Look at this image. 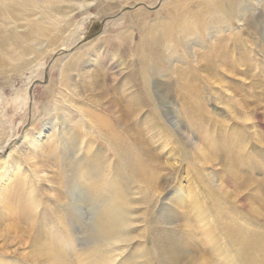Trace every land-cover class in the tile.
I'll use <instances>...</instances> for the list:
<instances>
[{
	"label": "rangeland",
	"instance_id": "1",
	"mask_svg": "<svg viewBox=\"0 0 264 264\" xmlns=\"http://www.w3.org/2000/svg\"><path fill=\"white\" fill-rule=\"evenodd\" d=\"M60 1L59 9L62 12L58 18L63 21L59 26L63 30L61 33L52 27V19H55L57 14L44 8V0L38 5H29L26 11L18 10L12 16L7 15V20H4L5 15L0 13V25L5 21L4 25L6 24L7 27L4 30L5 38L16 34L22 37L23 45H26V40H30L31 36L36 37L35 33L34 35L31 33V21L38 22L49 29L44 36L41 30V37L38 38L41 40L39 50L43 54L40 59L45 58L48 53L51 54L44 61L37 60L30 72L28 69L15 70L19 66L18 61L13 63L14 67L13 65L3 69L0 67V166L3 165L0 174H6L4 177L7 183L10 182L12 193L23 186L35 187L29 192V189H24V196H17L15 202L19 210L22 199L25 200L28 208L33 202H37L39 212L33 211V215L37 214L35 216L39 222L44 221L42 235L47 237L48 241L56 243L59 248L65 249L62 247L63 239H70L73 235L77 239L76 245L79 244L78 248L75 246L76 251H80L81 247L85 249L88 245L98 247L100 242L92 236L91 232L95 224L96 209L89 203L85 190L79 187L74 189L71 197L74 198L77 207L70 217L66 216L63 220L57 221L53 212L46 207V202L51 201L54 211L61 218L60 208L53 205L54 198L45 193L50 189L48 183L36 181L32 173H27L30 171L25 169L24 164L18 168L12 164L15 160L25 162L24 155L32 153L31 149H24L22 142L24 135L32 129L33 125H37L38 129L43 128L45 124L48 125L43 130L45 132L43 140L46 142L53 125L52 119L56 118L58 123L63 124L64 121L69 123L68 119L71 121L74 119L70 126L73 133L80 134L78 145H81V148L77 146L75 150L73 149L74 152H71L68 161L73 164V167L67 169V175L82 178L90 170L92 176L89 178L91 184L89 180L87 181L89 186L98 188L105 194L113 192L112 179L117 171L116 162L119 158L108 145L103 146L105 143L102 140H95L94 136H89L90 134L85 132V125L86 128L90 126L89 116H84V122L79 115L81 111L77 110L80 106V110L100 113L109 120L112 127H116L114 126L116 116L114 117L111 112L103 109L102 106H96L89 100L90 98L88 99L91 92L85 87L87 81L84 80L83 74L88 72L92 74L93 70L104 71L105 74L98 79L105 84L102 86L100 82L99 86H101L96 91L102 92L106 90V87L108 90V87L115 89L117 97L121 99L119 108L125 112V107L128 105L127 95L135 92L134 81L139 78V62L135 50L136 44L141 39H139V31L137 29L134 31L135 27L131 23H123L125 20H122V16L142 8L148 13L149 17L146 21L148 25L157 24L158 21L172 23V17H175L180 25L185 21L191 22L194 25L192 26L194 35L190 39L189 47L173 43V39V46L171 45L167 50L169 43L159 42L162 46L160 54L163 55H160V58L163 59V63L166 62L163 64V68L167 69L164 77L166 76L168 83H164L165 79H163L159 85H151L149 91L144 90V94L158 95L161 103L163 102L162 108L161 106L157 108L153 99H150L146 102L147 108L139 113L140 121L136 118V112L132 113L129 119L127 117L155 154L154 158L161 162L157 165L151 164L152 167L155 166L154 175L161 177L162 182H166L168 178L172 180L161 193L159 203H151L147 206L140 194V185L138 186V183L128 175L127 170H122L125 184L118 185L117 191H119L115 190V192L118 196L127 195L134 202L132 209L126 208L128 212L131 210L133 219L136 218L134 222L136 225L131 232L139 237L129 244L118 245L122 249L115 264H127L130 258L136 260L138 264H163L150 236L153 221L157 220L165 208L171 210L183 226L178 229L169 227L179 241L185 243L187 248L194 251L197 256H206L211 264H264V0H237L239 4L230 7L231 11L224 6V9L222 8L224 12L222 10L220 13L215 12V16L208 9L215 0H150L149 3H139L133 7L123 8L119 5L122 0ZM223 1L220 0L219 5H223ZM167 4H170L168 8L161 11ZM226 10H228L227 13ZM67 21H73V24L65 27ZM172 28L174 31L175 24ZM166 29L168 32L169 25ZM144 32L148 33V29L146 28ZM130 34L132 37L129 36ZM213 41L223 43L225 55L223 61H220L212 45ZM66 43L69 45H64ZM7 44L6 53L15 57L14 47H11L9 42ZM93 48L100 49L101 52L99 57L96 56L97 59L101 58L97 66H95L97 59L92 56L95 51ZM54 49H56L54 53L50 52ZM82 50L87 53L79 58L76 55L82 53ZM201 56L203 60L200 59ZM89 57L95 61L87 62ZM34 59V55L27 56V60ZM74 59L80 70L79 72L76 68L71 70L70 83L67 87H62L60 86V69L68 62L72 60L74 62ZM171 69L179 70L183 74L179 76ZM183 84L185 87H182ZM72 85L77 86L79 90L77 95L71 92ZM60 94L64 97L62 95L60 97ZM111 97L112 95L108 94L107 99ZM47 98L50 106L59 103L62 108L68 110L69 116L55 115L52 107L45 115L47 111L43 110L42 104ZM173 122L183 124V134L181 130L175 132L176 129L174 130L171 125ZM82 125L83 130H81ZM82 131L87 137H81ZM184 134L194 137L196 143L208 153L210 158H218L214 159V162L197 159L192 152L194 151L192 146L182 136ZM118 139L119 142L124 141L127 144L131 142L127 136H121V139ZM224 139L226 142H223ZM49 143L52 145L54 138L47 140L46 144L50 145ZM99 147H102L100 154ZM60 148L53 154L59 155V151L62 153ZM228 152L232 153L229 154V158L234 166L233 170L245 177L246 182L242 181L240 184L220 162V159L228 155ZM68 154L66 151L65 155L68 156ZM63 156L61 154L54 157L59 158L58 165L66 166V162L62 161L65 158ZM98 160L102 166L104 165V169H101L102 166ZM50 166H52L51 163ZM54 171L62 180H65L66 174L61 169L55 166ZM211 177L218 182L226 180L230 191H235L236 188L242 191L240 202L223 200L218 196L214 192L215 188L213 189L209 183ZM30 179L33 182H30ZM82 183H84L83 180L79 184ZM251 206L259 209L257 211L260 214L251 210ZM80 209L82 211H79ZM148 210L151 213H147ZM5 212V208L0 204V216L4 217ZM68 218L72 219L68 220ZM78 218L82 221H77ZM185 225L189 227L188 230L184 228ZM145 228H147L146 232ZM144 236L148 239L145 240ZM98 255L92 256L90 263L84 260L85 256H74L72 260L76 264H111L103 256L102 259L101 254ZM1 259L0 257L2 263L24 264L25 262L18 255L10 254L9 251L6 257Z\"/></svg>",
	"mask_w": 264,
	"mask_h": 264
},
{
	"label": "bare ground",
	"instance_id": "2",
	"mask_svg": "<svg viewBox=\"0 0 264 264\" xmlns=\"http://www.w3.org/2000/svg\"><path fill=\"white\" fill-rule=\"evenodd\" d=\"M41 1L42 0H0V13L4 14L5 17L3 19L7 20V18H8L7 15L12 16L18 10H21L23 12L26 8H28L29 5H38ZM99 1L104 2L105 0H99ZM149 1L150 0H122V2H120L119 5L121 6V8L128 7V6L133 7L134 5H137L139 3H149ZM214 2H213L214 4H212L210 2L211 4L209 5V8H208L209 11L213 12V14L215 12L220 13L222 8L224 9V6H227L228 8H230V7H234L235 4H239V2L237 0H224L223 5L220 4L221 6L219 5L220 0H215ZM221 2H222V0H221ZM60 4H61L60 0H44V2H43V5H45V7H44L45 9L52 11L53 13L57 14V16L55 15V17H56L55 19H52V18L51 19L53 21L52 27L54 28V30L58 31L59 33H61L63 31L59 27L61 22H63L62 20H59V18H58V16H61L60 13L62 12V10L59 9V8H61V6H59ZM169 5L170 4L164 5L162 7L161 11H164L166 8H168ZM151 6H154V5H151ZM240 6H241V4H240ZM109 7H111V6H109ZM175 9H176V7H175ZM231 9L232 8H230L229 11H231ZM222 11L224 12V10H222ZM227 11L228 10H226V13H227ZM180 15H181V12H180ZM187 16L188 15H186V17ZM214 16H215V14H214ZM226 16H228V15H226ZM148 17L149 16H148L147 11L145 9H142V8L137 9L136 11H133L130 13H126L124 16H122V20H125L123 23L124 24L126 22L131 23V25H133L135 27L134 31H136V29H137V31H139L138 32L139 33V39H141V41L138 44H136L137 48L135 50L137 58H138V62H139V64H138V69L140 70V72L138 73L139 78L134 81L133 86L135 88V90H134L135 92H130L129 95H127L128 96L127 97L128 98L127 99L128 105L125 107V112H123V110H121L119 108L121 99L118 98L119 96L117 97V91L115 89L108 87L109 88V90H108L106 87V90L108 92L106 90H102V92H98V90L96 91L97 88H99L101 85L104 86V84H105V83L103 84L98 79V77H101L102 74H105V73H103L104 71L93 70L92 74H89V72L83 74L84 80H86L88 82V83L86 82V84L84 83L85 87H86V89H88L89 92H91L90 97H88V99L90 98L89 100L93 104H95L96 106H102L103 109H106L108 112H111L114 117L116 116L114 118V126H116V127H112L109 120L106 119L105 117L101 116L100 113H96L93 111H87L86 112V111L80 110V106H79V109L77 110L78 112L81 111V113H79V115L82 117L83 121H84L83 118L85 115L89 116L88 117L89 119L88 118L87 119H88V121H90V124H89L90 126H87L89 128L88 129V128H86V125H85V127H84L85 132H88L90 134L89 136H94L95 140H98V139L102 140L105 143V145H103V144L102 145L105 147L108 145V147L113 152H115L114 153L115 156L120 159V160L117 159V162H116L117 163L116 164V170L117 171H115V174H114L115 176L112 179L113 192L111 191L112 190L111 189V190H108V191H111V193L105 194L104 191H102V190L100 191L98 188H95L91 185L89 186L87 184V181L92 176L90 170L88 171V173L83 175L82 178L80 176L73 177L69 174L67 175V173H68L67 169L69 170L70 168L73 167V164H71V162L68 161L69 156H71V152H74L73 149L75 150L77 148V146H79L78 145L79 144V138L78 137L80 136V134L73 133L72 126H70V124L73 122L74 119L72 121L70 119H68L69 123L64 121L65 122L64 124L60 123V122L58 123L56 118H54V120L52 119L53 125L49 131L50 136H48L46 138V142H47V140L54 138V143L52 145H51V143H49L50 145H47L46 142H44V140H43L44 139L43 138L44 133H45L43 130L45 127H48V125H46V124L43 125L42 126L43 128H41V129H38L37 125H33L32 129L28 130V132L24 135V139L22 142L24 149L25 150L31 149L32 153L31 154L30 153H26V154L24 153L25 155L23 154L25 162H19V161L15 160V161H13V164H12L13 166H16L17 168H18V166L21 167L22 164H24L25 169L30 171V172H27L25 170V172H27L28 174L32 173L33 178L36 179V181L46 183V184L48 183L50 189L48 192H45V193H48V195H50L51 197L54 198L52 200V201H54L53 205L55 204V206L60 208L61 218H59L58 215L56 214V211H54L55 209L52 206V204L50 203L51 201L46 202V207L49 210H51V212H53V216H54V218L57 219V221L63 220L66 216L70 217L73 214V210H75V208L77 207V203L73 200L74 198L72 199V197H71V193L74 192V189L76 187H79L82 190H85L86 193L88 194V197H89V200H88V201H90L89 203H91V205L94 206L96 209L95 224L93 226V229H91V232H92V236L96 237V239L100 242L98 247L95 245H92V246L88 245V246H86L85 249H82V247L80 246L81 247L80 251H76V250H74V249H76L75 246H77V248H78L79 244L76 245L75 242L77 241V239L74 237V235L73 236L71 235L72 237L70 239H68V238L63 239L62 242H64V244H62V243L61 244H62V247H65V249L59 248L56 243H52V242L48 241L47 237H44L42 235V232H41L42 228L44 227V221L39 222L37 216H35L37 214L33 215V211H36V213L39 212V204L37 202L32 201L33 203L31 205H29V208H28V205L26 206L25 200L22 199L23 201L22 202L20 201L21 203L19 204L20 205V210H19V207L15 202L18 195L24 196V194H23V192H25L24 189H27V190L29 189L28 190V192H29L31 190V188L33 191V189L35 187L26 188L23 186L16 192L14 190V192H15V194H14V192L12 193V188H10V185H9L10 182L7 183V180L4 177V174H5L4 173V174H0V204H2V206L6 210V212H5L6 215L4 217H3V215L0 216V257L2 259L4 257H6V253H7V251H9L10 254L18 255L19 257H21L22 260L25 261L24 264L25 263H27V264H76V262L74 263L73 262L74 260H72L73 259L72 257H74V256L75 257L76 256H79V257L85 256L84 260H86L87 263H90L92 261V256L97 257V256H99L98 254H101V257L103 256L106 260H109L111 264H115L117 262L119 256H120V250L122 249V247H118V245L129 244V243L133 242L134 240L138 239L137 237H139V236H134V234H132V232H131L134 225H136L134 223L136 218L133 219V216L131 215V212H130L131 210L129 212L127 210V208L132 209V207H134V204H133L134 202L127 195L118 196V194H116V192H115V190L117 191V187L119 189L118 185L125 184V182H123V176L121 174L122 170H125V171L127 170L129 172L128 175L130 177H132L135 182L138 183V186L140 185V187H141L140 194H142V196L144 198L143 201L146 202L147 206H149V204L151 205V203H159V200H160L159 197H160L161 193L163 192L164 189L167 188V186H168L167 184L170 183L172 179L168 178V179H166V182H162L161 177H156L154 175L153 170L155 169L154 168L155 166L152 167L153 165H151V164L154 163L155 165H157L161 162H159L158 159L154 158L155 154L150 149V147L146 144L145 140H143L142 136L138 134V129H136L134 127V125H132L129 122L128 119H129V116L134 112H136V116H137L136 118H138V116L140 117L139 113L147 108L146 102H147V100H150V99H153L155 106H157V108L160 106L162 108L163 102L161 103V99L158 95H156L155 93H154V95L147 94V93L144 94V90L149 91V89L151 88L150 87L151 85H153V84L159 85L160 83H162L161 81L163 79H165V82L163 81L164 83H168V80L166 81V78H165L166 76L164 77L167 69L163 68V64H165L166 62L163 63V59L160 58L161 56H163L160 54V52L162 50L161 43L162 42H166V43L168 42L169 43L167 46V50H168V48L171 47L173 39H174L173 43H180V44H182V46L184 44L185 47L186 46L189 47L190 39L194 35L193 31H192L193 30L192 26H194V25L189 21L188 22L185 21V23L180 25V22L178 23L176 18L172 17V19H173L172 23L173 24L168 23L167 21L166 22L165 21H158L157 24L151 23L148 25L146 22ZM232 17H230V18H232ZM180 20H181V18H180ZM217 20H218V18H217ZM31 22H32V24H31L32 25V27H31L32 32L31 33H33L32 35H34V33H35L36 37L33 38L31 36L30 40H26V45L22 44L23 43L22 37L17 36L16 34H15V36L11 34L10 37H8L6 39L4 36V30L7 27H6V24L4 25L5 21L1 23L2 25H0V67L2 69L5 67H8L10 65H13V67H14L13 63L18 61L20 64L18 63L19 66H17L15 70L28 69L30 72L32 70L33 65L36 63L37 60L38 61H42V60L44 61L46 59V57H48L49 54H51V53H48V55H46L45 58L40 59L43 56V54H41V52H40L41 50H39V45L41 44V42H40L41 40H39L41 37L40 35L42 33L41 30H43V36H44L49 29L47 27L43 26L42 24L38 23V22H35V21L34 22L31 21ZM72 24H73V21H67L65 27H70ZM174 24H175V29L173 31L172 26ZM168 25H169V29L167 32L166 27ZM17 27H19V26L17 25ZM17 27H15V28H17ZM146 28L148 29V33L144 32V30ZM13 31H15V30H13ZM172 31H173L174 37L172 36ZM127 32H128V30H127ZM129 36L132 37V34H130ZM8 42L11 45V47H14V49H15L14 54H13V55H16L15 57H12V55H9L8 53H6V48L8 47V44H7ZM159 42H161V43H159ZM64 45H69V44L66 43ZM212 45H214V48L216 49L215 51L217 52V54L220 57V61H223V59L225 57V55L223 53L224 52L223 43H221L220 41L219 42L213 41ZM54 51H56V49L51 50L50 52L54 53ZM86 53L87 52L85 50H82V53H77L76 56H79V58H81V56H85ZM31 55H34L35 59L33 61L27 60V56H31ZM100 55H101L100 49L93 51L92 56L95 59H97L96 56L99 57ZM5 56H7V57H5ZM172 57H173V55H172ZM200 59L203 60V57L201 56ZM100 60H101V58L97 59V61H96L97 64L95 66L98 65V62ZM91 61H95V60L92 57L91 58L89 57L87 59V62L90 63ZM2 66H4V67H2ZM74 68H76L77 71L79 72L80 67L78 66V63L75 59H74V62L72 60V61L68 62L67 64L63 65V68L60 69V86H62V87L68 86V84L70 83L69 81H71L69 79L70 72ZM171 70L175 71V73L179 76H181V74H183L181 71L179 72V70H174V69H171ZM153 71H154V73H153ZM106 74H108V73L106 72ZM182 79L185 80V78H182ZM157 81H160V82H157ZM100 82L102 84L99 86ZM72 86L73 87H71V92L74 95H77L79 93L77 86H75V85H72ZM182 87H185V85L183 84ZM136 88H137V90H136ZM82 92L84 93V91H82ZM108 94L112 95V97L110 99H107ZM61 95L62 94H60V97H61ZM62 96L64 97V95H62ZM51 100H52V98H51ZM60 104H61V102H60ZM42 105H43V110L45 112L47 111L45 113V115L48 113L50 107H52L53 111L55 112V115L65 114V116L68 117L70 114V113H68V110L65 108H62L59 105V103H57L56 105L53 104L52 106H50V103H48V98L46 99V102ZM118 108H119V111H118ZM144 112H146V111H144ZM166 113H168V112H166ZM127 117H128V119H127ZM137 120L140 121L139 118ZM57 123L59 125H57ZM64 125H66V127H64ZM83 125L81 126V130H83V128H82ZM171 125H173L174 130L176 129L175 132L181 130V133H182L183 124H181L180 122H178V123L173 122V123H171ZM118 128H119V130H118ZM83 132L84 131H82V133ZM84 134L85 133L81 134V137H83V138L87 137V135H84ZM121 136L122 137L127 136L128 139L131 140V142H129L130 144L129 143L127 144L124 141L119 142L120 140L118 138L121 139ZM182 136H184L185 139L188 141V143L192 146V148L194 150L192 152L195 153L194 155H196L197 159H202L204 162H207V161L214 162V159L218 158V157H215L214 159H212L213 157L210 158L208 153L206 151H204L203 148L198 143H196L194 137H192L190 135H185V134ZM199 142H200V140H199ZM223 142H226V140L224 139ZM60 147L62 148V153L59 151V155L53 154V153H56L55 151H58V149ZM18 148H20V147H18ZM223 148H224V145H223ZM101 150H102V147H99V149H98L99 154H100L99 151H101ZM66 151H67V153H69L68 156L65 155ZM61 154H62V156L63 155L65 156V158L62 159V161L66 162V166L65 165H58V164H60L59 158L54 157V156H60ZM215 154L217 155V153H215ZM229 154H232V153L228 152V155H225V157L223 159L221 158L220 162L224 166H226L227 171L229 170L228 172L231 173L237 179V181L240 182V184L242 181L246 182L245 177H243L242 175H239L236 171L233 170L234 166L231 163L232 161L229 158ZM95 159H96V157H95ZM98 162H99V160H98ZM50 163L52 164L53 168H52V166H50ZM5 164H6V162H5ZM99 164H101V163L99 162ZM55 166L58 167L59 170L61 169L64 172V174H66L65 180H62L58 176V174L54 171ZM101 166H102V164H101ZM103 166L101 167V169L103 168ZM2 168H3V165L0 166V169H2ZM97 168L98 167H96V169ZM99 168H100V166H99ZM113 173H114V171H113ZM61 175H62V173H61ZM7 176H8V172H7ZM209 179H210L209 183H211V186L213 187V189L215 188L214 192L217 193V195L220 196L223 200H230V201L238 200V202H240V198L243 195L242 191H239V189H237V188L234 189L235 191H233V190L230 191L229 185H227V182L224 179L222 181H219V182L216 179H214L213 177H211ZM218 179L220 180L221 178H218ZM82 180L84 181V183L79 184L80 181H82ZM63 181H65V183H63ZM98 181H97V183H98ZM30 182H33V181L30 179ZM89 183L91 184V181ZM162 183H164V184H162ZM217 183H219V184H217ZM109 189H110V187H109ZM104 190H106V189H104ZM102 192H104L105 195ZM106 192H107V190H106ZM28 194H30V193H28ZM14 195H16V196H14ZM106 195H108V196L106 197ZM83 197L87 198L86 196H83ZM169 202H173V201L169 200ZM235 202H237V201H235ZM79 206H80V204H79ZM166 206H167V204H166ZM171 209H172V207H171ZM250 209L253 210L255 213L260 214L257 211L259 209H256L255 207H252V206L250 207ZM79 211H82V210L80 209ZM174 211H175V209H174ZM149 212H150V210H148L147 213H149ZM71 219L72 218H68V220H71ZM77 221L80 222L82 220L80 218H78ZM165 227H166V229H165ZM169 227L178 229V228H182L183 226L180 225V223L176 219L174 213H172L171 210L165 208V211L164 210L161 211L160 215L157 217V220L153 221V223H152V234L150 236L152 241H153V244L157 248V251H158L157 253L159 254V257L162 260L163 264H211L209 259L206 256L201 255L199 257V256H197V254L194 251H191L190 249H188L187 245L185 243L179 241L178 237H176L173 230H171ZM147 228H145V232H146ZM184 228H187V230H188L189 227L187 225H185ZM144 238H145V240L148 239L147 236H144ZM193 242L194 241L192 240V244H194ZM100 247H102V248H100ZM103 257H102V259H103ZM132 257H134V256H132ZM93 259H94V257H93ZM93 262H94V260H93ZM95 263H97V262H95ZM0 264H12V263H10V262L9 263H2L0 261ZM82 264H84V263H82ZM127 264H138V263L136 260H133L132 258H130L128 260Z\"/></svg>",
	"mask_w": 264,
	"mask_h": 264
}]
</instances>
